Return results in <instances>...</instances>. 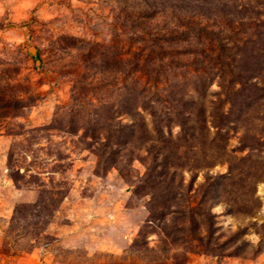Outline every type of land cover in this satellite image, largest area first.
Instances as JSON below:
<instances>
[{
    "label": "rangeland",
    "instance_id": "374dc122",
    "mask_svg": "<svg viewBox=\"0 0 264 264\" xmlns=\"http://www.w3.org/2000/svg\"><path fill=\"white\" fill-rule=\"evenodd\" d=\"M0 264H264V0H0Z\"/></svg>",
    "mask_w": 264,
    "mask_h": 264
},
{
    "label": "water",
    "instance_id": "95a60500",
    "mask_svg": "<svg viewBox=\"0 0 264 264\" xmlns=\"http://www.w3.org/2000/svg\"><path fill=\"white\" fill-rule=\"evenodd\" d=\"M33 48L37 50V48H36V47H33ZM33 48H31V52H32L33 54H35L36 52H33V51H32V49H33Z\"/></svg>",
    "mask_w": 264,
    "mask_h": 264
},
{
    "label": "bare ground",
    "instance_id": "6f19581e",
    "mask_svg": "<svg viewBox=\"0 0 264 264\" xmlns=\"http://www.w3.org/2000/svg\"><path fill=\"white\" fill-rule=\"evenodd\" d=\"M34 49V48H33ZM33 51V50H32ZM34 52V51H33Z\"/></svg>",
    "mask_w": 264,
    "mask_h": 264
}]
</instances>
